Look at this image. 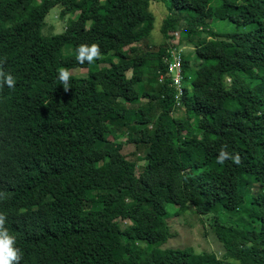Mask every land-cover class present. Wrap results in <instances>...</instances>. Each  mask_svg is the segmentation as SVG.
Here are the masks:
<instances>
[{"label":"trees","instance_id":"obj_1","mask_svg":"<svg viewBox=\"0 0 264 264\" xmlns=\"http://www.w3.org/2000/svg\"><path fill=\"white\" fill-rule=\"evenodd\" d=\"M57 2L64 29L44 36L49 0H0V231L15 264H264V0ZM151 3L166 9L154 48ZM172 45L190 49L183 115L162 110ZM167 204L208 216L220 257L161 247Z\"/></svg>","mask_w":264,"mask_h":264},{"label":"rangeland","instance_id":"obj_2","mask_svg":"<svg viewBox=\"0 0 264 264\" xmlns=\"http://www.w3.org/2000/svg\"><path fill=\"white\" fill-rule=\"evenodd\" d=\"M225 3V0H222ZM49 2L53 5L47 11L44 23L41 29L42 35H50L54 33H59L64 29L65 22H66V15L64 17H60L59 10L60 5L57 0H49ZM152 13L154 15L153 27L149 35V39L143 41L141 43L142 46L146 44L149 47L154 48L159 41L161 40V34L159 31L160 24L162 18L166 13L165 7L161 3H151L150 6ZM209 26L214 28L216 31H232V25L227 21H222L218 19H213L208 22ZM184 48V45H183ZM67 49L64 47L62 49V54L65 55ZM185 50H190L189 47H185ZM68 50V49H67ZM186 52V51H185ZM86 69H72L70 71L71 75H84ZM130 72H127L129 75ZM166 108H171L170 113L174 115H183V109L181 105L170 104L164 102L162 106V110ZM167 110V109H166ZM143 161L138 162V164H142ZM136 174L132 175L134 178ZM167 212L169 214L168 223L170 225V229L173 232V236L170 237L161 247H192L196 252H211L214 253L217 257H220L222 252V247L218 241L214 238L212 232L208 226V216L205 215H197L195 212L192 211L190 206H180L177 208L173 205L167 204L166 205ZM178 209L180 212L179 214H175V211ZM138 217V212L131 211V210H124L122 212V221L124 222H132L136 220ZM131 261L127 264H130Z\"/></svg>","mask_w":264,"mask_h":264},{"label":"clouds","instance_id":"obj_3","mask_svg":"<svg viewBox=\"0 0 264 264\" xmlns=\"http://www.w3.org/2000/svg\"><path fill=\"white\" fill-rule=\"evenodd\" d=\"M183 51V48L180 47ZM81 55L83 56L85 50L81 49ZM97 49L95 45H92L89 49H87V59L91 61L93 56L96 55ZM80 57H78L79 59ZM60 78L65 79V74H61ZM4 83L8 87H12L13 79L11 76H6L4 79ZM176 104V103H175ZM179 105H181L179 103ZM0 132L2 135L0 137V143L6 140V130L3 126L0 125ZM2 217H0V222H2ZM14 242V238L9 236L6 232L0 231V264H15L19 260L18 249L12 247Z\"/></svg>","mask_w":264,"mask_h":264},{"label":"built area","instance_id":"obj_4","mask_svg":"<svg viewBox=\"0 0 264 264\" xmlns=\"http://www.w3.org/2000/svg\"><path fill=\"white\" fill-rule=\"evenodd\" d=\"M176 35V33H174ZM182 49L175 45L169 48V56L166 59V70L169 74L170 85L174 87L176 93L174 94V100L176 105H179V97L181 96V84H182Z\"/></svg>","mask_w":264,"mask_h":264}]
</instances>
